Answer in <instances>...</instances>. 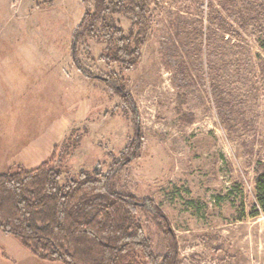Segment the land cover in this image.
I'll return each mask as SVG.
<instances>
[{
    "label": "rangeland",
    "instance_id": "rangeland-1",
    "mask_svg": "<svg viewBox=\"0 0 264 264\" xmlns=\"http://www.w3.org/2000/svg\"><path fill=\"white\" fill-rule=\"evenodd\" d=\"M151 1L141 62L122 74L132 110L106 85L121 70L101 60L105 45L74 43L93 0H0V175L36 169L54 151L61 185L115 168L116 193L166 215L180 264H264L255 190L264 174V0ZM111 18L130 31L126 18ZM136 139V158L119 166ZM138 218L163 257L150 215ZM0 264L60 263L0 231Z\"/></svg>",
    "mask_w": 264,
    "mask_h": 264
},
{
    "label": "trees",
    "instance_id": "trees-1",
    "mask_svg": "<svg viewBox=\"0 0 264 264\" xmlns=\"http://www.w3.org/2000/svg\"><path fill=\"white\" fill-rule=\"evenodd\" d=\"M93 2L94 10L85 14L74 43L90 36L105 45L101 60L121 70L111 72L105 78L106 85L124 106L133 110L122 74L130 73L141 62L157 4L151 0ZM114 15L131 22L127 34L113 22ZM260 47L264 50V36ZM139 148L136 139L131 153L119 166L134 160ZM56 154L54 151L51 161L36 169L18 168L0 175L1 232L16 238L36 258L51 263L180 264L177 236L160 208L153 201L140 202L132 195L115 192L119 170L113 168L105 175L80 172L61 185L63 174L51 163L56 161ZM255 190L256 208L264 213V174L256 179ZM138 210L150 215L162 236L166 250L163 257L154 254Z\"/></svg>",
    "mask_w": 264,
    "mask_h": 264
}]
</instances>
